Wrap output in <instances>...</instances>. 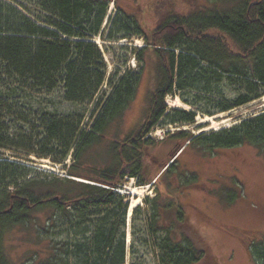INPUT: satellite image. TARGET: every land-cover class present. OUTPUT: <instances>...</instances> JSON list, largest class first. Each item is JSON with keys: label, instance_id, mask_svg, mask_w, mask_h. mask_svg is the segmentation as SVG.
<instances>
[{"label": "trees", "instance_id": "trees-1", "mask_svg": "<svg viewBox=\"0 0 264 264\" xmlns=\"http://www.w3.org/2000/svg\"><path fill=\"white\" fill-rule=\"evenodd\" d=\"M111 1L119 11L103 31ZM127 1L126 7L121 0H0V264H125L130 203L118 189L130 177L156 185L146 226L158 264H218L181 199L198 175L182 167L180 156L197 141L209 150L248 144L264 153V112L207 136L172 134L180 143L169 161L156 156L158 141L149 133L170 121H195L193 112L169 111L166 97L177 90L204 94L216 104L213 112L200 108L210 115L264 95V0ZM135 35L145 41L136 53L142 70L116 68L107 76L94 38ZM152 58L155 83L144 118L122 134L120 121ZM227 86L235 98L215 101ZM57 92L68 110L51 105ZM35 142L42 150L32 148ZM3 149L54 158L67 176L9 160ZM141 210L134 208V221ZM16 226L31 235L35 230L22 262L6 242ZM249 250L264 263V241H253ZM130 252L134 256V244Z\"/></svg>", "mask_w": 264, "mask_h": 264}, {"label": "rangeland", "instance_id": "rangeland-1", "mask_svg": "<svg viewBox=\"0 0 264 264\" xmlns=\"http://www.w3.org/2000/svg\"><path fill=\"white\" fill-rule=\"evenodd\" d=\"M141 1L145 4L147 0ZM197 1L199 4H210V0ZM121 3L123 6H130V2L127 0H121ZM117 11L119 10L116 4L111 1L107 9L103 31L110 26V18ZM97 38L98 42H95L103 52L108 66L107 76L113 74L116 68L120 69L121 74L126 70L128 72L142 70L143 65L136 53L145 45L143 37L135 35L130 39L124 38L119 41H105L100 36ZM124 46L128 49L123 48ZM154 63V58H152L151 63L142 71L136 95L126 115L120 121L122 134L128 132L144 118L148 96L155 83ZM104 89H109L107 83L103 85ZM203 95L195 90H177L176 93L166 97L165 101L169 111L178 109L193 112L195 113V121H168L169 123L165 125L161 124L153 128L149 136L158 141L152 147L157 157L164 160L171 157L175 146L180 143V141L172 138V134L181 130H186L194 136H207L223 128H230L243 119L264 112L263 95L243 106L210 115L200 108L213 112L216 104L204 99ZM236 95L237 91L227 86L223 98L217 97L215 101H231ZM49 97L52 98V106L59 110H68L70 104L63 100L60 93H53ZM178 98L180 104L176 103ZM93 106L94 103L90 104L91 108ZM77 108L81 109L82 106H77ZM218 114H222V116L217 117V121H221L225 117L228 119V123L206 130L205 128L211 124L208 121H203V119L208 115L215 116ZM90 115L89 113V117L85 119L84 128L89 127L92 121ZM199 144V141L195 142L180 156L182 167L194 171L198 175L196 184L189 185L181 195L192 223L209 243L218 264H264L260 259L255 260L249 250L253 241H264V153L260 152L257 147L248 144L215 150L203 148ZM32 148L42 150L39 142H35ZM2 151L9 160L19 161L36 168L40 172L46 171L58 177L67 176L64 163L55 162L54 158L39 156L22 149H3ZM72 153L65 163L72 161ZM178 153L174 156L176 157ZM134 187L144 188L139 204L142 210L135 221L133 212L129 216L131 200L136 196L132 193ZM155 187L156 185L152 183L140 185L137 178L130 177L126 178L123 188L118 189L119 192L124 190L122 193L127 196L126 200L130 203L127 214L128 259L125 264H158V250L155 247L154 237L149 233L146 226V214L149 208L147 199L156 194ZM34 232L35 230L32 231V235ZM57 234L60 238L66 236V233L59 235L58 232ZM32 235L23 226H16L7 234L8 248L18 262H22L21 260L25 257L27 250L33 245L32 239H30ZM53 237L56 236L49 235V238ZM132 244L135 246L134 256L130 252Z\"/></svg>", "mask_w": 264, "mask_h": 264}, {"label": "bare ground", "instance_id": "bare-ground-1", "mask_svg": "<svg viewBox=\"0 0 264 264\" xmlns=\"http://www.w3.org/2000/svg\"><path fill=\"white\" fill-rule=\"evenodd\" d=\"M94 41L98 42V38H94ZM178 104H180V100L179 98L177 99V102ZM219 116H222V114H218V115H215V116H206V118L203 119V121H208L210 122L211 125H209L208 127H206L205 129L206 130H209L211 128H215V127H219L225 123H228V119H225V117H223L224 119H222L221 121H217L216 118L219 117ZM228 126V125H226ZM124 191V190H121V192ZM132 193L135 194L136 196L138 197H134L132 200H131V206H130V213H129V216L132 215V212L134 210V208L139 205L141 203V199H142V196H143V193H144V188H139V187H134L132 188ZM130 234V233H129ZM130 237V235H129Z\"/></svg>", "mask_w": 264, "mask_h": 264}, {"label": "water", "instance_id": "water-1", "mask_svg": "<svg viewBox=\"0 0 264 264\" xmlns=\"http://www.w3.org/2000/svg\"><path fill=\"white\" fill-rule=\"evenodd\" d=\"M175 157V156H174Z\"/></svg>", "mask_w": 264, "mask_h": 264}]
</instances>
